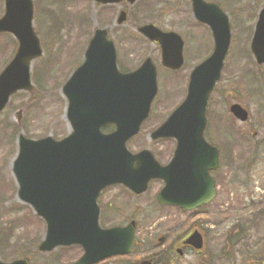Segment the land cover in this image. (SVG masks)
<instances>
[{
    "label": "rangeland",
    "instance_id": "rangeland-1",
    "mask_svg": "<svg viewBox=\"0 0 264 264\" xmlns=\"http://www.w3.org/2000/svg\"><path fill=\"white\" fill-rule=\"evenodd\" d=\"M207 1L218 3L229 14L232 26L230 52L223 77L210 98L206 128L208 140L222 148V207L216 213L190 216V213L159 208L155 204V190L136 198L123 193L121 200H110L120 211L108 212L107 219L109 223H124L135 215L139 222V242L134 255L149 257L158 251V238L166 236L173 241L189 225L204 218L209 229L204 249L177 256L175 264H197L199 261L262 264L264 221L258 220L257 214H264V143L254 154L256 148L252 147L257 138L251 136L248 124L231 115L229 107L239 102L254 115L264 112V65L258 66L250 51L253 27L264 0ZM34 3V28L44 48L42 57L32 63L35 88L33 92L15 94L0 113V258L4 261L29 258L32 264H70L80 255L77 246L59 247L50 253L38 250L46 231L45 223L29 205L18 199L12 173L18 135L40 138L50 134L62 138L70 132L61 88L82 63L95 28L116 27V17L123 6L129 19L117 27L125 32L127 41L119 44L118 58L126 68H135L151 56L158 65L159 81L150 117L130 142V148L138 151L148 147L167 160L173 151V140L160 139L154 143L149 135L183 101L186 76L212 53L213 37L207 25L195 20L191 0H138L135 4L114 5L109 10L101 9L93 0H34ZM4 12L5 0H0V17ZM146 22L175 30L185 38L188 60L181 71L170 73L162 68L156 45L137 31V27ZM112 36L117 37L114 33ZM17 42L11 34H0V72L14 56ZM35 70L39 73V85L34 78ZM236 131H241L243 136H238ZM262 137L264 129L260 132ZM241 152L246 157H238ZM242 227L243 232H240ZM177 246L183 247L181 243ZM130 258H112L99 264H122L124 259Z\"/></svg>",
    "mask_w": 264,
    "mask_h": 264
},
{
    "label": "water",
    "instance_id": "water-1",
    "mask_svg": "<svg viewBox=\"0 0 264 264\" xmlns=\"http://www.w3.org/2000/svg\"><path fill=\"white\" fill-rule=\"evenodd\" d=\"M96 1L109 4L123 0ZM192 2L195 17L211 27L215 46L213 53L193 70L184 102L152 133L153 139H177L170 164L162 167L150 151L133 154L126 146L149 115L158 91L157 70L152 59L147 58L135 71L119 72L114 45L107 39L105 29L96 30L85 62L62 88L68 101L66 118L71 133L60 140L52 136L42 139L19 136L13 172L19 185L18 197L46 221L41 251L80 244L84 254L73 264H96L129 253L134 243L131 226L103 229L99 225L97 198L102 189L112 184L123 183L141 193L151 179L161 178L167 184L159 194V201L187 209L214 198L215 182L209 171L219 166L218 149L206 141L204 131L208 101L221 78L229 51L231 28L228 15L219 5L204 0ZM33 10L32 0H6L0 32L14 33L20 44L14 59L0 74V111L11 95L33 89L31 62L43 53L32 27ZM126 19L127 14L122 11L118 22ZM139 30L151 40L161 42L164 65L181 67L183 41L178 34L163 32L152 24ZM251 48L258 63H264V7ZM231 111L242 121L248 119L247 110L240 104H233ZM110 123L116 125V130L103 133L101 128ZM187 243L202 248V236L195 232ZM0 264L29 262L18 259Z\"/></svg>",
    "mask_w": 264,
    "mask_h": 264
},
{
    "label": "flooded vegetation",
    "instance_id": "flooded-vegetation-1",
    "mask_svg": "<svg viewBox=\"0 0 264 264\" xmlns=\"http://www.w3.org/2000/svg\"><path fill=\"white\" fill-rule=\"evenodd\" d=\"M151 1L155 2V0H151ZM125 3L126 2H122V4H125ZM151 4H153V3H151ZM191 5H192V3H191ZM105 7H107L106 10H109L110 8H112V5L105 6ZM258 16H259V13H258ZM258 16H257V19H258ZM194 18H195V16H194ZM195 20L198 21L201 24L206 25L205 23L201 22L200 20H198L196 18H195ZM147 23H152V24L158 26L157 24H155L153 22H147ZM117 26L119 27L120 25H116V27H113L112 29L110 27L106 26V25L104 27H106L107 30H108V38L114 42V45H115V48H116V52H117V66H118V69L120 71L124 72V71H126V67L124 66V62L122 60H119V58H118V50H119V44L127 41V37H126L127 35L125 34L124 31L121 32L118 29ZM158 27H160V26H158ZM254 27H253V32H254ZM161 29H163V28H161ZM163 30L177 33L181 37V39L183 41V50H182V52H183V63H182V66L180 68H178V69H172V68H169V67L165 66L164 63H163L161 43L158 42V41H154L152 43H154L156 45V47L158 48L157 50H159V52H160V63L162 65V68L165 69L166 72L168 71L170 73L179 72L185 67L186 62L188 60L187 50H186V40L182 36V34H180L179 32H177L175 30H165V29H163ZM94 32H95V30H94ZM94 32H93V35H94ZM112 33H114L117 36V37H115V39L112 36ZM152 60H153V58H152ZM153 62L155 63L154 60H153ZM196 65L189 71V73L186 76L187 89H186V95H185L184 99L186 98L187 93H188V85H189V82H190L191 73L194 70V68L196 67ZM156 66H157V69H158V65L157 64H156ZM246 109L248 110V120L245 123L250 126V130L249 131L251 133V136L254 137V138H257V140L255 141L254 147H252V148H256V150L254 151V154H255V153L259 152L257 149H260L262 147V144L264 143V137L260 138V132L263 131V129H264V112H260V114L254 115V113L248 107H246ZM107 128H108V130H114L115 129L114 125H109ZM158 141L159 140H155L154 143H158ZM210 142H212V141H210ZM214 144L216 146H218L216 143H214ZM235 144H236L237 149L239 150L240 149L239 142L236 141ZM176 145H177V143L174 140L173 141L172 154H171V156H168L167 160L163 159L162 157H160L159 153H155V151L152 150L154 155H155V157H156V159L159 161V163L161 165H165V164H167V163H169L171 161L172 157L174 156ZM218 147H219V155H220V159H221V147L220 146H218ZM237 154H238V151H237ZM238 157H246V156H243L242 152H241V155H238ZM252 158H253L252 162L256 161L254 155L252 156ZM210 174L215 180V196H214V199L210 203L204 204V205H202V206H200V207H198V208H196V209H194L192 211H187V210L181 208L178 205L160 204L158 202V194L162 190V188L165 186V181L162 180V179H153V180H151L149 182L148 189L144 193H136L133 190H131L130 188H128L125 185H123V184H115V185H112V186H108L107 188L102 190V192L100 193V195L98 197V204H99V206L101 208L100 223H101L102 227L110 228V227H115V226H121V227L131 226L134 229V237H135L134 246H133L131 252L128 255L123 256L124 258H127V257L131 256V258L127 259V260L124 259L122 264H130L131 262H138V261H142L144 259H153L154 260V258H156V256H158L160 253L163 254L166 258H168V260H170L169 261L170 264H174L175 263V259H177V258H175V255H178L177 249L180 248L177 245L180 244V243L183 244V247H181V248L184 249L185 253H188V252L192 251V248L190 246H188V245H185L184 244V240L186 238H188L190 236V234L192 232L196 231V230H199L202 233V235H203V237L205 239L209 229L205 225L206 219L204 220V218H202L198 222H194V224L192 226L189 225L188 229H185L176 238H174L173 241H170V240H168V237L163 236L161 238V248L160 249L158 248V245L160 243V238H158L157 243H156L158 251L156 253H154V254H151L149 257L135 256L134 254L136 253V247H137L138 242H139L138 241L139 222H138V220L136 219V217L134 215V216H130L128 218V220L126 222H124V223H118V222L109 223L108 219H107L109 217L108 212H118V211H120L117 207L113 206V203L110 202V200H112V199L116 200V198L118 200H121V198L124 197V196H122L123 193H127L131 197L136 198V197L144 196L148 192H151V191L155 190V194H154L155 200H156L155 204L159 208L168 209V210H177L179 212L180 211L183 212L184 214L185 213H190V216H191V214H195V215H201L202 214V215L205 216L208 213H213V212L216 213V211L220 210V208L222 207V201H221L222 195L220 194L221 193L220 192L221 180H222L221 179V177H222V175H221L222 174L221 164H220L219 168H217L215 170H211ZM113 190L115 192H112ZM106 196L109 197L108 200L105 198ZM118 202L120 203V201H117V203ZM185 224H187L186 221H185ZM168 241H170L171 243L167 244ZM119 258L121 259V256ZM116 259H118V258H116Z\"/></svg>",
    "mask_w": 264,
    "mask_h": 264
},
{
    "label": "trees",
    "instance_id": "trees-1",
    "mask_svg": "<svg viewBox=\"0 0 264 264\" xmlns=\"http://www.w3.org/2000/svg\"><path fill=\"white\" fill-rule=\"evenodd\" d=\"M39 75V74H38ZM38 75H37V71L35 72V77L37 78V83H38V85H39V80H38ZM33 101V100H32ZM32 103H34V102H32ZM262 264H264V259H262ZM199 264H207V262L206 261H201Z\"/></svg>",
    "mask_w": 264,
    "mask_h": 264
}]
</instances>
